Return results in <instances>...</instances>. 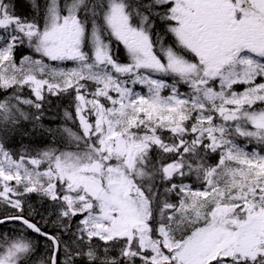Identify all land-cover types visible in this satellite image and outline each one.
I'll use <instances>...</instances> for the list:
<instances>
[{"label":"snow or ice","instance_id":"snow-or-ice-1","mask_svg":"<svg viewBox=\"0 0 264 264\" xmlns=\"http://www.w3.org/2000/svg\"><path fill=\"white\" fill-rule=\"evenodd\" d=\"M19 8L0 0V264H264V0Z\"/></svg>","mask_w":264,"mask_h":264},{"label":"trees","instance_id":"trees-1","mask_svg":"<svg viewBox=\"0 0 264 264\" xmlns=\"http://www.w3.org/2000/svg\"><path fill=\"white\" fill-rule=\"evenodd\" d=\"M19 3H20V8H19V11L23 12L26 10L25 8V5L27 3V0H19ZM22 55H25V54H29V51L27 49H24L21 53ZM117 55L119 56V59H123L125 57V53H123V45H119L118 46V53ZM19 59V57H18ZM238 90V89H237ZM26 93H27V90H25ZM64 106H67V101H65V103L61 106V108H63ZM29 141L27 139H25L23 141V144H28ZM36 145H33V147H35ZM17 149L20 148V144L17 143L16 145ZM35 196L33 195V200H35ZM0 211H2V208H0ZM37 219H39V217H37ZM6 227H10V225H7ZM41 252H43V242H41Z\"/></svg>","mask_w":264,"mask_h":264},{"label":"rangeland","instance_id":"rangeland-1","mask_svg":"<svg viewBox=\"0 0 264 264\" xmlns=\"http://www.w3.org/2000/svg\"><path fill=\"white\" fill-rule=\"evenodd\" d=\"M123 53H125L124 48H123ZM120 62H122V63H126L127 62L126 53H125V57L123 59H120ZM61 66L72 67L74 65L71 62H65V64L64 65H61ZM238 90H242V88H238Z\"/></svg>","mask_w":264,"mask_h":264}]
</instances>
